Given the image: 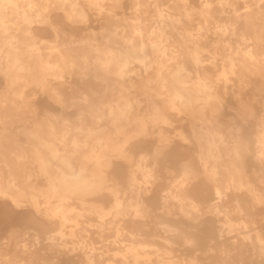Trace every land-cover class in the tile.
I'll list each match as a JSON object with an SVG mask.
<instances>
[{"label": "bare ground", "instance_id": "bare-ground-1", "mask_svg": "<svg viewBox=\"0 0 264 264\" xmlns=\"http://www.w3.org/2000/svg\"><path fill=\"white\" fill-rule=\"evenodd\" d=\"M107 1L0 0V74L12 104L0 107V121L11 117L38 153L35 173L29 149L11 163L6 152L17 150L0 136V248L18 237L27 257L0 264H264V177L255 185L250 176L264 174V99L257 113L242 96L252 77L264 93V0H134L133 16L108 25L104 43L90 37L43 52L38 28L61 34L55 10L86 23L87 9L104 16ZM196 21L193 33L187 25ZM205 52L214 67L226 59L218 71L226 90L229 75L238 77L230 108L254 118L256 133L224 114ZM134 62L142 70L132 76ZM62 71L76 72L75 81L66 85ZM50 78L75 89L63 97L48 88L59 110L36 117L19 106L25 88L45 89ZM30 119L37 125H15ZM167 160L177 161V175Z\"/></svg>", "mask_w": 264, "mask_h": 264}, {"label": "rangeland", "instance_id": "rangeland-1", "mask_svg": "<svg viewBox=\"0 0 264 264\" xmlns=\"http://www.w3.org/2000/svg\"><path fill=\"white\" fill-rule=\"evenodd\" d=\"M121 1L122 0H114V1L112 0V1H107L105 3L106 4L105 5V7H106L105 12L107 14H108V12H110V16L106 14L108 17L105 16V12H104V16H103V14L98 15L99 11L96 10V9H87V12L89 14V20L86 23H83V22H71V21H69L67 19L66 14L63 11H60V10L56 11L55 10L52 13L51 17H52L53 22L56 23V25L59 27V33L58 34H60V33L61 34L57 37V35L55 34V32L53 31V29L51 27H49V26L48 27H39L37 33H38V35H40V37H42L44 39V43H45L43 45V52L47 53L49 51V49L47 48L49 45H56L57 46V45L61 44V46H63V44L72 43V46H75L76 42L80 43L83 40H86V39H88L90 37H91V39H88L89 40L88 42H90V43H99V42L100 43H104L106 41V39H107L106 37H104V35L105 36L106 35L110 36L112 34V32H110L108 30L109 26L112 23H115V22H119L120 23V19H122L124 15H127V17H132L133 13L135 12L134 8H133L134 7L133 6L134 5V0H124L122 2ZM119 3H120V5H119ZM132 11H133V13H132ZM143 16H142L143 19H149L150 18L149 17L150 15H147V14H144ZM224 16H227V15H224ZM107 18H109V19H107ZM100 22H101V24H100ZM197 25H198V21L194 22L193 26L190 27V25H187V27H189L192 30L193 33H197L198 32V26ZM118 31H121V28H119ZM81 35L84 36V37H82ZM109 42L113 43V40L111 39ZM211 45H212V43H211ZM211 47L212 46H210V50H212ZM56 50H57V48L55 49V51ZM93 56L94 55L91 54L90 55V59H94L95 57H93ZM213 59H214L213 55L211 53H209V52H205L204 54H202V60L204 61V66L207 68L208 71L211 72V75H212L213 80L215 81V83L216 84L218 83L217 84V87H218L217 89L219 90V93L221 94V96L224 99L227 100V103H226L227 108H225L224 114H227V115L228 114H230V115H235L236 114L237 117L236 116L235 117L237 119H235V122L239 123L240 125H242L244 127H248L251 130L252 134L256 133L257 124H256V122H255L256 120L254 118L246 120L247 117L245 115L244 118H243L244 120H242L241 117L237 114V112L234 111L233 109L231 110V108H230V106L237 107V105H238L237 102H235L236 101L235 98L233 97V94H234L233 92L236 91L237 89H239V87H238L239 86L238 85V83H239L238 77H236L235 75H229L231 81L228 83L229 87L226 90L225 87H224L225 86L224 79H219V77H218V71L223 67V63L224 64L227 63V62H225L226 59L224 57H222L221 55L218 56L215 59V61L217 62L215 64L216 67H214L213 64L211 63L213 61ZM219 63H221V64H219ZM127 69L130 71L129 72L130 75L135 76V72H139L140 73L141 70H142V67H141V65L138 62H134V63L129 64ZM152 72H153V69H152ZM62 74H63V71H62ZM63 75L65 76V78L67 80L66 85H69L72 82H74L75 78L77 76L76 72H74V71L72 73L70 72L69 74L64 72ZM65 78H63V79H65ZM50 79H51V81L53 83L51 82V84L47 85V87L45 89L41 88V87H39L37 85H31V87H27L24 90L22 88V90H23L22 92H24L25 100L27 102L26 103H20L19 106L33 109L34 111H32V112L35 113L36 117H41L44 114L43 110L46 109V108H50V109H53V110H56V109L59 110L60 106L57 105L58 103L57 104L55 103V99H53L52 93L50 92V90L48 88H51V87L55 88L56 92L62 93L63 97L72 96L71 92H73L75 89L74 90L71 89L72 90L71 91V90H68L67 88H64L63 84L61 83L62 80H63L62 78H59V79L58 78H50ZM250 79H252V80H250ZM246 80H247V83L245 85H243L244 87L242 88V92H243L242 96L244 98V101H246V102L248 101V103L252 104L255 109L258 108L257 111L254 109L255 112L261 113L260 111L262 109V106L260 104V101H262L264 99V93H262L261 94L262 96H261L260 95L261 92H257L256 86L257 85L260 86L261 83H262V80H261V78L259 79V78H255V77L247 78ZM221 82H222V84H221ZM99 83H100V84H98L99 90L103 91L107 87L106 82L101 79V80H99ZM231 84H232V86H231ZM3 85H4V87H3ZM7 89L8 88L6 87L5 78H4V76L2 74H0V107L12 106V104L8 103V96L9 95H8V90ZM230 89H231V91H230ZM73 96H74V93H73ZM255 98L257 100H255ZM259 98H260V100H258ZM42 99L46 100L48 102V104L47 105L43 104L41 102ZM2 100H3V102H2ZM10 113L11 112L8 111V115ZM72 114L73 115H72L70 121H71L72 124H74V123H76L77 117L79 116V114L77 113V111L76 112L75 111L72 112ZM245 120H246V122H245ZM13 122L14 121H13V119L11 117H8V120L6 122H1L0 121V136L5 135V137H7V138L9 137L11 140H8V147L12 148L13 150H17L15 152H13V151H9V152L7 151L6 152V154L9 156V162L15 163L16 161H18L17 158L15 159L14 155L16 153H19V151L21 152L23 145H25V147L29 149L28 150V155L30 156V159H28V162L31 163V166H32L31 168H33L32 171L35 172V173H38V168H36V164L37 163L35 161V157L37 156L38 153H37L36 150L33 149L34 147H33L32 144H29V143L23 144L24 140L26 139V135H25L24 132L15 130L14 127L11 128L10 125L13 124ZM37 122H38L37 119L36 120L35 119L34 120L30 119L28 121H25V120L21 121V122H19L20 124H17L15 122L16 123L15 125H24V126H26V125L28 126L29 125V126L33 127V126L37 125ZM175 134H176L175 129L174 128H171V129L169 128V135L171 137L174 136L173 138L177 139V137H175ZM32 149H33V151H32ZM115 160H116V162L119 161V159H117V158ZM0 161H1V159H0ZM176 164H177L176 160H172V161L169 160L168 163L164 164L165 166H168V167L171 168V174L173 176L178 174V172L175 169L176 168ZM3 169L4 168H1L0 171H2ZM26 171H28L27 167H21V168L17 169V172H23L24 173ZM168 175H170V173H168ZM21 176L24 177V175H21ZM250 176H251V179L254 180L255 185H257L260 182V178L264 177V174H263V172H260V170L258 169V170H252L251 173H250ZM35 177L37 178L38 176L35 175ZM38 181L39 180H37V182ZM19 239L20 238H18V237L8 238V248H0V260L5 259L6 261L8 260V263H9V262L20 261L21 259H26L27 258L25 255L22 254V249L19 248L20 245H21V243L19 245ZM117 249H118V247H111L112 252H109L110 255H108V258H112L113 252L115 250H117ZM102 251H107V249L103 248ZM44 252L53 253V251H51V249L50 250H44ZM58 252H60V251H58ZM42 253H43V251H41V254ZM57 256H58V258H63L62 259L63 261L65 260L64 256H62V255L61 256L57 255ZM35 262H37V260H35ZM21 264H25V263L22 262Z\"/></svg>", "mask_w": 264, "mask_h": 264}]
</instances>
